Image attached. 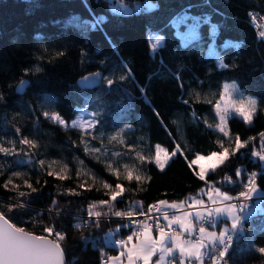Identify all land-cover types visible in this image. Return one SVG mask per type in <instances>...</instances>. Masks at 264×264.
<instances>
[{
	"label": "trees",
	"instance_id": "1",
	"mask_svg": "<svg viewBox=\"0 0 264 264\" xmlns=\"http://www.w3.org/2000/svg\"><path fill=\"white\" fill-rule=\"evenodd\" d=\"M135 2L138 9L120 10V4ZM253 12L264 17V0H0V129L34 139L51 157L79 153L84 139L125 150L133 137L149 153L158 144L170 157L163 170L152 159L140 161L147 178L141 182L113 177L105 165L89 159L114 187L119 183L124 189L110 201L111 208H94L107 215L89 217L88 205L109 200V191L48 176L37 165L29 167L27 178L39 191L21 198L26 207L11 213L6 206L17 192L4 188L0 176V210L25 230L46 234L43 228L52 226L64 233L65 264H104L103 258L116 251L107 242L109 229L121 221L111 216L114 211L139 213L151 202L182 200L207 182L189 162L197 153L220 150L213 102L226 81L253 96L257 106L251 123L226 114V130L247 143L211 172V181L234 193L255 173L254 183L264 192V165L252 155L264 148L259 135L264 132V37L253 28ZM153 35L163 38L155 51ZM95 71L103 73L98 86L77 85L80 75ZM21 78L30 83L18 92ZM78 106L94 112L92 132L98 138L44 116L56 112L68 121ZM0 157L12 165L11 154L0 152ZM78 223L81 227H74ZM128 230L117 228L112 238ZM259 247H264L263 209L240 219L226 256L230 264H258L264 261Z\"/></svg>",
	"mask_w": 264,
	"mask_h": 264
},
{
	"label": "snow or ice",
	"instance_id": "2",
	"mask_svg": "<svg viewBox=\"0 0 264 264\" xmlns=\"http://www.w3.org/2000/svg\"><path fill=\"white\" fill-rule=\"evenodd\" d=\"M261 37H264V32L260 33ZM162 37H156L155 43L152 45L153 51L157 49L158 46L162 44ZM220 67L226 68L227 65L224 64L222 61L220 63ZM27 71V70H26ZM36 71H40L39 68L36 69ZM96 76H99V73L94 74ZM121 79H125V77H121ZM91 80V77H84L83 83L86 86L87 83ZM29 81L22 80L20 82V85L17 88L18 92H22L23 89L29 84ZM113 83L112 80H108V84L111 85ZM228 86L225 85V88ZM235 87V85H233ZM143 92V89L141 90ZM3 99V96L0 95V100ZM224 99V94H220V100ZM255 104L256 101H251V106L249 109L239 108L238 114L243 118L245 123H251L253 120V116L255 113ZM214 107L217 110V115L219 116L220 123L217 124L215 127L216 129L223 134L224 137H228L230 139V133L226 130V115H222L219 112L220 109V101H217ZM155 111V109H154ZM159 114L157 113V116ZM45 118L51 120L52 122L67 126L66 121L60 117L56 112H52L50 115L49 113H44ZM96 121H93L90 124V127H95ZM77 121L72 122V127H77ZM17 132H19V129H17ZM264 140V132H261L259 134ZM251 139V138H250ZM20 145H30L33 148L36 147L35 143L27 138H23L19 141ZM221 143H223L221 141ZM247 142H242L239 136L237 135L235 140V147L231 150L228 147H222V150L219 152L213 151L208 156H201L199 153L196 154L195 158L192 159L189 162V167H192V165H196L201 160H208L211 163L209 164L207 171L213 172L217 169L219 165H223L226 163L229 155H234L236 152H238L241 148L245 147V144ZM87 150V149H86ZM15 149L9 150L4 147H0V152H3L5 154H12ZM177 149L174 151L171 155L175 156L177 154ZM161 148L160 145H156V155H155V164L163 170L165 167V164L167 163V160L170 158L169 154L165 152V159L162 160L160 156ZM253 156H259L262 161H264V155H261L260 153L256 152L255 150L252 152ZM141 162L145 161V157L138 156ZM151 159V158H148ZM218 162V163H217ZM39 166L43 168L45 165L44 160H40ZM51 165H49V168ZM109 170L116 173V170L114 168H111L109 166ZM118 174V173H116ZM240 170H236V175H240ZM48 176L53 175H59L58 173H54L53 171L47 172ZM13 177H20L22 174L20 172H14L12 174ZM199 179L201 181H205L206 179V169L202 166L200 167L199 173H198ZM255 177V173L251 174L249 176V182L251 183L252 180ZM61 180L68 178L67 176H60ZM127 180L131 181L135 179L137 182H141L142 180L147 179L146 177H143L141 175L133 176L132 172L129 171L127 176L125 177ZM23 184L30 189V192H24L19 191V185L14 184L12 177H10L5 183L3 184V187L8 189L9 186H11L12 191L17 192V197L15 198V202H9L6 206L7 212L11 213L17 209L26 207V204L22 201L21 198H26L31 193L38 192L39 190L29 182L28 179L23 180ZM80 187H84L83 184L80 185ZM111 186L107 183L104 184L105 189H109ZM115 191H110L108 193L109 200H101L99 202H92L88 205V216L89 217H100L101 215H107V213H101L99 211H94V208L98 206H109L110 208L113 206L111 202L117 201L118 197H121L124 189L123 186L119 183L115 185ZM255 191V189H253ZM69 193L79 195V193H76L75 190H68ZM216 194L218 196H222L224 201H227L231 199V197L228 196L227 193H222L220 188L216 189ZM240 197H246L249 194L247 192H240ZM55 203V201H53ZM137 205L139 202H136ZM184 202L181 201L180 204H183ZM194 204H202L203 202L200 200H193ZM180 204H177L176 202L169 203L166 200H158L153 205H148L149 213H151L154 209L156 212H160L164 209L165 206L172 209H177L180 207ZM246 206V205H245ZM131 207V206H130ZM236 205L234 204H227L224 209L217 208L215 209V213H221V212H227L230 216L235 211ZM113 215L117 217H133L134 213L133 211L129 210H116L113 212ZM139 215L145 216L146 214L143 211H139ZM213 211L209 210L208 217H205L203 214L197 213V220H204L209 217H212ZM188 213H184L183 217L179 216H173L171 219H169L167 213L164 215V219L168 220L169 226H171L173 223H179L180 228L183 231H186L191 237L192 235V225L190 222H187ZM238 216H232V229L236 230L238 228ZM131 224L135 225L136 227L132 230V234L128 235L126 239H119V240H109L108 243H111L113 245H118L121 249V252L119 255L115 257H107V260L105 261V264H119L121 262L122 257L125 255L127 256V264H150L151 258L153 255L159 251L161 253L160 260H157L155 264H160V261L164 259V254H171L174 249H179L181 261L180 264H183V261L185 259V253H188L189 259L194 255L195 259L197 261H200L204 255L209 254L202 252L201 249H204L207 247L205 244V233L206 229L205 227L201 226L199 228V237L196 241H193L191 239L188 240H182V232H165V228L160 226L159 222L156 223V229L158 231L159 238L154 239L151 234L150 230L152 228V225L148 223L147 219L144 221L139 220H130ZM213 226H215V221L213 220ZM98 226V225H97ZM129 225L128 223H125L123 225H118L117 227H124L127 228ZM76 228H80L81 224L74 225ZM227 229H221L219 232V237H216V234L214 232L207 233L208 236L213 237L214 239H219L220 244L223 246V250L218 252V255L215 251V246L213 245V248L210 250V259L212 261V264H218L219 262H224V258L226 257V254L228 252V249L231 247V244L233 242V236L227 235ZM243 230L241 229V232ZM43 233H46L47 235H36L32 232L26 231L22 227H17L15 224L11 222V220L8 218V216L5 214L3 210H0V264H63V250L61 247V242L66 239V236L61 231H56V229L52 226H45L43 228ZM109 236L112 235L110 232L108 234ZM50 236H54L55 239H50ZM170 239L173 247L165 248L163 247L165 240ZM133 240H136V243H132ZM131 244V247H128V245ZM158 246H160L158 248ZM261 254H264V247H259L256 249ZM102 257L105 255L102 251ZM226 264V262H225Z\"/></svg>",
	"mask_w": 264,
	"mask_h": 264
},
{
	"label": "rangeland",
	"instance_id": "3",
	"mask_svg": "<svg viewBox=\"0 0 264 264\" xmlns=\"http://www.w3.org/2000/svg\"><path fill=\"white\" fill-rule=\"evenodd\" d=\"M144 5L148 6L149 2H145ZM119 7H120V10L122 12H128L132 8L138 9L139 3L135 2V3H133V5L131 7L120 4ZM156 37H158V36L153 35L150 37L151 47H152L153 43H155ZM225 85H227L228 87L225 88ZM233 85H235V83L233 81H226V82L221 83L219 93H218L219 95L215 99V101L213 102L214 113H215L216 118H217V123L215 124V126L220 123L219 116L217 115V110L214 107V105L216 104L217 101H220V109H219L220 114L226 115L229 112V115L230 114H236V115L240 116L238 114L237 110L239 108L249 109L251 106V101L255 100L253 96L245 93L244 91L239 89L236 85H235V87H233ZM196 91H198V90H196ZM196 91L193 90V92L197 93ZM221 93L224 94L223 100H220V94ZM256 106H257V102L255 104V108H256ZM74 120L77 121V124H78L77 127H72V122ZM93 121H96V116L94 115V112L87 107L78 106L76 108V111H75V114L73 115V117L70 118L68 121H66V124H67L66 127L75 128L81 132H85L86 134H89L92 136L95 135L98 138V134H94L92 132L93 127H90V124ZM17 129H19V128H17ZM220 134H221L222 138L220 140H218V143L220 146L219 151L222 150V147H228L230 150L235 147V140L236 139H234V137L231 134H230V139L228 137H224L222 133H220ZM23 138H27V139L33 141L35 143L36 147L33 148L30 145H20L19 141ZM111 138H112V135H111ZM119 139L125 140V138L123 136H121ZM221 141L223 143H221ZM126 142H125L126 149L122 150V149L118 148L116 145H114L115 148H113L111 146L108 147L105 145L106 142H103V144L105 145L104 147H100V146L94 144L93 142L89 141L88 139H86V140L84 139L79 144L81 153L80 152L79 153L74 152L68 158L54 157V156L51 157V156L45 155L44 152H42V150L36 144L34 139L29 138L26 135H14V134L9 133V132H4L3 129H0V147L7 148L10 151L15 149V151L12 152V154H11L12 165L10 164V162L8 160L5 161L0 157V176H2V184H4L5 181H7L10 177H12L14 184L20 186L19 191L24 189L26 186L23 184V180L28 179L27 175L29 172V167H33V166L36 167V165L39 166L38 162L40 160H44L45 165L43 166V168L47 172L53 171L54 173H58L59 175H53L57 178H59L60 176H67L68 178H71V180L73 181V183L75 185L80 186L81 184H83L84 187L94 186V187L103 188V189H105L104 184L107 183L111 187L109 189H105V190H107L109 192L115 191V187L113 186V184H111L96 169H94L89 164L88 161L90 159L93 161L101 162V164L105 165L104 168L107 171H109V173H111V175H113V177L125 178L129 171L132 172L134 177L136 175H141L144 177L145 175L139 169L140 159L138 158V156H143L146 159L151 158L153 161H155L156 145H158V144H154L152 152L149 153L148 149L145 146V143H143L140 140V138L133 137V138H131V140H128ZM24 146H26L27 148H24ZM160 148H161L160 156H161V159L164 160L165 159V152H167V151L162 146H160ZM263 150H264V148H263ZM219 151H216V152H219ZM261 152H263V151H261ZM1 153H3V152H1ZM210 153L200 154V155L206 157ZM195 156H196V154L194 155V157L192 159H194ZM210 163L211 162L208 160H201V161H199L198 164L194 165L196 168V171L198 173H199L200 167L203 166L206 169V179L205 180H209V181H211V179H212L211 172L207 171V168H208ZM49 165H51L50 168H49ZM109 166H111V168H114L116 170V173H118V174L109 170ZM14 172H20L22 174V176L13 177L12 174ZM251 185H256V184L254 182H251L250 184L245 185L247 187L248 192H249V188L251 187ZM8 189H11V186H9ZM261 192H263V191L261 190ZM234 193H233V195H234ZM248 194L252 195L253 193H248ZM233 195L231 196V198L233 197ZM175 202H178V200H176ZM234 205H236V204L234 203ZM216 206L217 205L215 204L213 206L206 208L205 210H203L202 214L204 216L208 217L209 210L213 211ZM250 209H252V207L241 209L240 207H238V205H236V209L231 214V216L228 214L226 217H224V220L223 219L220 220V224H219V227L217 229L214 226L204 225V224L200 223L199 220H197V219H196V223H197L196 226H195V222H193L191 220V222L193 224L192 228L195 226V227H198V230H199V228L201 226H203L208 231H210L211 233L214 232L216 234V237L218 238L219 232L221 229H227L228 230L227 232L233 230L232 229V216H238L239 218H242L243 216L247 215L248 212L251 211ZM262 209L264 210V202L262 203ZM120 210H122V209H120ZM111 216L113 217L114 215L112 214ZM212 217H213V215H212ZM212 217H209V218H212ZM116 218H118V217H116ZM214 218L215 219H212V222H213V220L216 222V220L218 219L215 216H214ZM123 223L124 222L119 221L118 223H115L111 229H109L108 234L110 232L112 233L111 236L108 235L110 240H114L116 238V236H118V240L119 239H126V237L128 235H130V234L127 235V232H126L125 234L116 235L112 238L113 231L118 228L117 227L118 225H123ZM129 229L132 232V230H133L132 227H129ZM178 229L182 233H187L186 231H183L179 227H178ZM198 234H199V231H198ZM181 239L186 240L184 238L183 234L181 236ZM188 239H191V238H188ZM212 240H214V239H212ZM215 240H217V241H215V243L208 244L207 247L204 249L209 250L210 248L213 247V245L220 244L219 239H215ZM115 247L117 248V250L115 252L110 253L109 255L113 256V255H116L119 252H121V249L118 245H115ZM204 249H202L201 251H203ZM103 259L105 260V258H103ZM184 264H212V261H211V259L210 260L201 259L200 261H197L195 259V256H194V257H191L190 259L189 258L186 260L184 259Z\"/></svg>",
	"mask_w": 264,
	"mask_h": 264
},
{
	"label": "crops",
	"instance_id": "4",
	"mask_svg": "<svg viewBox=\"0 0 264 264\" xmlns=\"http://www.w3.org/2000/svg\"><path fill=\"white\" fill-rule=\"evenodd\" d=\"M217 188H220V187L217 186V185H214L212 183V181L207 180L206 184L202 188H200L196 193H194L191 196L185 197L182 200H178V202H176L177 204H180L181 201L184 202L183 204H180V207L179 208L172 209V208H168L167 206H165L164 209L161 211V214H160V217H159L160 218V221L162 223H168V220H165L164 219L165 213H167L169 219H171L173 216L183 217L184 213H188L187 222H190L191 225L193 226V224L191 222V220H192L193 222H195V226H196L197 225V223H196L197 213L202 214L203 213V210H205L206 208H208L210 206H213L215 204L217 205L215 207V209H217V208L224 209L227 204H231L232 203L231 201H229L230 199L227 200V201H224L222 196H218L216 194V189ZM220 189H221V192L222 193H227L229 197H231L233 195V193L228 192L227 190H224L222 188H220ZM253 189H255V191H253ZM260 192H261V190H260V188L257 185H251V187L249 188V193H253L252 195H256V194H258ZM193 200H200L203 203L202 204H194L193 203ZM175 201H168V202L169 203H172V202H175ZM206 203H209V205L206 206L205 205ZM232 204H234V203H232ZM214 210H213V217H212V219H215L214 216L218 218L216 220L215 226H214L217 229L219 227L220 220L221 219L224 220V217H226L228 215V213L227 212L215 213ZM167 211H170V212H167ZM240 219L241 218H239L238 223H239ZM173 224L175 226H177V227L180 228L179 223H173ZM195 226L192 228V232H196L197 235H198V237H199L200 234H198V231H199L198 230V227H195ZM210 226H213V224L210 225ZM207 233H211V232L206 229V233H205V244L208 245L210 243H215V241H217V240H215L211 236H208ZM128 234H132L131 230H128L127 231V235ZM150 234H151V236L154 239H158L159 238L158 231L150 230ZM188 238H190V237H186L185 239L187 240ZM197 238L196 239H192L191 238V239L193 241H196ZM212 239H214V240H212ZM136 242H137L136 240H133L132 243H136ZM128 247H131V244H129ZM159 247L160 246H158V248ZM163 247H165V248L173 247V245L171 243V240L170 239H166ZM116 250H117V248H116ZM119 254H120V252L118 254H116V255H113V256L112 255H109V254L106 255L105 260H104V264H105V261L107 260V257H115V256H117ZM169 255H176V256H178V261L176 262V264H180L181 257H180L179 249H174V251L171 254L165 253L164 254V259L160 261V264H165V259ZM160 256H161V253L159 251H157L153 255V257L151 258L150 264H155V262L157 260H160ZM192 257H194V255ZM188 258H189L188 257V253L186 252L185 253V260L188 259ZM207 260H210V259H207ZM108 264H110V262H108ZM119 264H127V256L126 255L124 257H122V260H121V262H119ZM141 264H142V262H141ZM183 264H184V261H183Z\"/></svg>",
	"mask_w": 264,
	"mask_h": 264
},
{
	"label": "built area",
	"instance_id": "5",
	"mask_svg": "<svg viewBox=\"0 0 264 264\" xmlns=\"http://www.w3.org/2000/svg\"><path fill=\"white\" fill-rule=\"evenodd\" d=\"M115 11L117 12V9H115ZM251 16H252V19L254 21L253 28L260 35L261 32H264L263 31L264 17H262L257 12H253L251 14ZM259 153L261 155H264V151L263 152L260 151ZM257 160H258V162L261 165H264V161H262L259 156H257ZM252 182H254V179L252 180ZM248 184H250V182ZM242 191L249 193L248 190H247V187L245 186L242 190L236 191L234 193L233 197L229 201H231L232 203H235L241 209L242 208H250V207H252V209H250L251 211L252 210L257 211V210H261L262 209V203L264 202V192H261V193L256 194V195L249 194L246 197H240L239 194ZM155 203L156 202H151L148 205H153ZM148 205H147L146 209L143 211L146 214L145 216H141V215H139V213H134L133 212L134 215L131 218H128V217H118V218L122 222H124V224L125 223H128L129 227H132V229H134L136 226L133 225V224H131L129 222L130 220L144 221L145 219H147L148 223H150L152 225L151 230L157 231V229H156V223L159 222L160 226H162V227L165 228V232H181L178 229V227L175 226L174 224H172L171 226H169L168 223H162L160 221V218L159 217H160L161 211L160 212H156V210L154 209L151 213H149ZM205 205L207 206V205H209V203H206ZM121 211H123V210H121ZM167 212H170V211H167ZM113 217H117V216L114 215ZM199 222L202 223V224H204V225L210 226V225H212V218H207V219H204V220H199ZM227 235H232L233 236V240H234L236 238V230H232V231L227 232L226 233V236ZM183 236L185 238L186 237H189V235L187 233H183ZM197 237H198L197 233L196 232H192V235H191L190 238L196 239ZM114 240H118V236H116V238ZM214 246H215L216 254L218 255V252L221 251V250H223V246L221 244H217V245H214ZM212 248H210L209 250L208 249H204L202 251V252H205V253H209V254L204 255L202 259H204V260L210 259V250ZM177 261H178V256H176V255H169L165 259V264H176ZM225 262H226V264H230L227 256L224 258V262H219L218 261V264H225ZM258 264H264V261H260V262H258Z\"/></svg>",
	"mask_w": 264,
	"mask_h": 264
},
{
	"label": "water",
	"instance_id": "6",
	"mask_svg": "<svg viewBox=\"0 0 264 264\" xmlns=\"http://www.w3.org/2000/svg\"><path fill=\"white\" fill-rule=\"evenodd\" d=\"M96 73H99L100 75L99 76H96L94 74ZM84 77H91V80L87 83V85L85 86L84 83H83V78ZM102 77H103V73L101 71H95V72H90V73H84L82 75H80L77 79H76V83L77 85L80 87V88H93V87H96L98 86L101 82H102ZM22 80H26L27 81V78H21L17 84H16V90L18 88V86L20 85V82ZM12 222V221H11ZM13 223V222H12ZM14 224V223H13ZM16 225V224H15ZM17 226V225H16ZM18 227V226H17ZM28 231V230H26ZM29 232H32V231H29ZM36 235H46V234H40V233H35V232H32ZM50 239H54L52 238L51 236L49 237ZM63 264H65V261H64V254H63Z\"/></svg>",
	"mask_w": 264,
	"mask_h": 264
},
{
	"label": "bare ground",
	"instance_id": "7",
	"mask_svg": "<svg viewBox=\"0 0 264 264\" xmlns=\"http://www.w3.org/2000/svg\"><path fill=\"white\" fill-rule=\"evenodd\" d=\"M264 151V150H263Z\"/></svg>",
	"mask_w": 264,
	"mask_h": 264
}]
</instances>
